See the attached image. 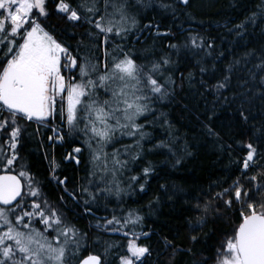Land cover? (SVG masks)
Returning a JSON list of instances; mask_svg holds the SVG:
<instances>
[{
  "label": "snow or ice",
  "instance_id": "snow-or-ice-1",
  "mask_svg": "<svg viewBox=\"0 0 264 264\" xmlns=\"http://www.w3.org/2000/svg\"><path fill=\"white\" fill-rule=\"evenodd\" d=\"M180 2L186 5L189 0ZM138 6H142V0H51V5L49 0H0V132L7 134L4 143L11 150V154H5L0 148V264H106L99 253L78 258L79 230L65 224L60 210L46 198L40 199L41 189L28 171L21 169L13 174L12 167L19 159L16 150L25 130L20 121L44 123L58 110L68 132L82 134L91 167L87 182L82 181L74 190L67 188V177L57 183L65 185V194L71 199L79 203L82 198L85 212L113 191L119 195L120 177L142 158V141L149 135L144 131L146 125L137 121L154 115V105L169 95L168 87L175 83L168 74L179 71L174 67L177 62L167 54L148 66L138 63L133 53L125 50L123 42L139 25ZM50 7L73 27L87 25L85 34L95 49L99 51L104 45L102 66L99 57L93 63L79 55L83 41L77 44V54L73 55L70 46L46 27L44 20L51 14ZM258 18L264 23V16L253 12L230 31L234 30L243 40L250 24L259 26ZM189 40L193 56L200 52L207 57L216 55L214 41L197 43L195 37ZM110 45H114L111 50ZM168 47L177 48L174 44ZM233 55L224 66L213 62L211 69L202 56L197 66L202 74L201 95L213 97V115L216 107L228 110L247 138L237 142V149L244 154L237 157L232 173L216 185L219 191L203 207L197 198L194 208L204 213L198 221L201 225L208 212L219 213L221 204L238 213L231 234L217 251L216 264H264V118L257 120L256 113L257 106L264 112V45L251 49L245 46L243 55ZM222 56L224 53L220 52L216 59ZM76 68L78 76L74 75ZM64 70L72 75L65 77ZM211 119L210 116V123ZM207 134L216 135L211 127H207ZM125 136L134 143L121 145L111 153L106 151ZM55 139L62 141L64 136ZM164 146L161 143L155 147ZM227 150L231 156L232 144ZM81 152L82 147H74L66 159L79 165ZM151 172L149 162L142 169L143 177ZM140 179L130 177L134 182ZM141 219L130 210L126 216L113 215L106 221L108 226L119 225L112 231L125 229L123 236L131 237L126 245H121L125 251L118 257L119 264H143V258L150 255V247L139 243L140 237L149 233L138 236L129 231ZM190 239L198 241L195 235ZM166 244L170 246V242ZM111 247L109 244L105 252Z\"/></svg>",
  "mask_w": 264,
  "mask_h": 264
},
{
  "label": "trees",
  "instance_id": "trees-1",
  "mask_svg": "<svg viewBox=\"0 0 264 264\" xmlns=\"http://www.w3.org/2000/svg\"><path fill=\"white\" fill-rule=\"evenodd\" d=\"M146 1L153 6L152 13L123 42L125 50H130L138 63L148 66L151 61L167 54L177 62L174 67H178L179 71L168 74L175 83L169 85V95L154 105V115H148L147 120L141 117L137 121L146 125L144 131L149 135L142 141V158L130 165V170H126L127 182L122 180L121 184L125 194L101 198L89 206V213L85 212L82 198L79 203L77 200L75 202L61 192L51 178L52 168L56 167V180L67 177L69 190L77 188L82 181L86 183L85 152L84 165L81 160L78 168L72 163L65 164L60 159L62 148L55 147L57 157H54L52 145L47 144L43 129L33 125L20 123L25 130L16 150L19 159L14 163L12 172L17 173L21 169L28 171L41 189L40 199L46 198L60 210L66 222L77 227L81 234L78 258L99 253L106 264H119L118 257L125 251L121 245H126L129 238L111 235V228L119 225L108 226L106 221L113 215L126 216L131 210L142 219L129 231L136 235L149 233V236H141L139 240L140 244L149 246L151 250L150 255L143 258V264H204L205 261L216 264L217 251L231 234L238 213L221 204L219 213L215 210L208 212L206 222L201 225L198 221L204 213L196 211L194 205L199 198L203 207L219 191L216 185L232 173L237 157L244 154L237 149V142L247 138L228 110L216 107L213 115V97L201 95L202 74L197 61L203 56L209 69L213 62L217 66H224L234 58L233 54L243 55L245 46L251 49L264 45V35H261L264 23L259 18V26L250 24L243 40L234 30L230 31L253 12L264 16V7H261L262 0H189L186 5L180 0ZM49 3L51 5V0ZM50 13L44 24L70 46L73 55L77 54V44L83 41L78 50L81 57H101L102 45L99 51L95 49L93 41L85 34L87 25L73 27L55 13L54 7H50ZM147 24H151L152 28L145 29L144 25ZM189 37H195L197 43L214 41L216 55L223 52L224 56L216 59V55L207 57L203 52L193 56ZM169 44L177 48H169ZM189 73L191 79L188 78ZM256 113L257 120L264 118L259 106ZM206 126L211 127L216 135L209 136ZM7 139V134L0 132V148L4 149L5 154H11L4 143ZM133 143L134 140L129 138L116 145ZM161 143L165 146L155 147ZM229 144H232L231 156L227 150ZM149 162L152 172L148 177H143L142 169ZM86 166L90 169L89 163ZM0 172H3L2 168ZM132 176L141 179L134 182L130 180ZM62 196L64 200H61ZM193 235L198 237L195 243L190 239ZM166 241L170 242V246ZM109 244L113 247L106 253ZM71 264H75V261Z\"/></svg>",
  "mask_w": 264,
  "mask_h": 264
},
{
  "label": "flooded vegetation",
  "instance_id": "flooded-vegetation-1",
  "mask_svg": "<svg viewBox=\"0 0 264 264\" xmlns=\"http://www.w3.org/2000/svg\"><path fill=\"white\" fill-rule=\"evenodd\" d=\"M104 45H102V49H101V57H99V62L101 65H103V62H104ZM89 59H92V62L95 63L96 60L94 58H89ZM80 61H78L79 63ZM78 70L79 68H76L75 70V73L74 75L78 76ZM63 74L65 75V77H68L69 75H72L70 74L67 70H64L63 71ZM21 124H24V125H33L35 127H40L43 129V132L46 134V142L48 145H52V152H53V155L54 157L56 156V154L54 153L55 152V147H60L62 148V152L60 154V159L65 163H72L76 168H78L79 165H77L75 163L74 160H67L66 159V156L72 151V149L74 147H77V146H80L82 147V152L81 154H79V159L83 162V165H84V148H83V137H82V134L80 133H69L68 132V129L65 125L62 124L60 118H59V112L57 110V114L50 118L47 122H44V123H40V122H28V121H20ZM53 129H57L58 131L54 132ZM58 135H63L64 136V139L62 141L60 140H57L55 139V137H57ZM49 137H54L53 140H49ZM57 157V156H56ZM85 166V172H88V168L86 166V164L84 165ZM53 174H52V181L58 185L60 188H61V192H63L65 194V191H64V188H65V185H60L57 183V178H55V175H54V172H58L57 171V168H52V171ZM64 179V178H63ZM76 202V200H75Z\"/></svg>",
  "mask_w": 264,
  "mask_h": 264
},
{
  "label": "rangeland",
  "instance_id": "rangeland-1",
  "mask_svg": "<svg viewBox=\"0 0 264 264\" xmlns=\"http://www.w3.org/2000/svg\"><path fill=\"white\" fill-rule=\"evenodd\" d=\"M135 2V0H133V3ZM152 8H153V6L151 5V3L150 2H148V1H146V0H142V6H138V15H137V19H138V21H139V25H141V23L144 21V19L148 16V14H150V13H152L151 11H152ZM134 14H135V12H134ZM3 17H0V19H2ZM139 25H138V27H139ZM135 30V29H134ZM118 42H120V41H117V43ZM114 45H110L109 46V50H111V47H113ZM6 50V49H5ZM102 66V65H101ZM78 74H79V70H78ZM141 118V117H140ZM139 118V119H140ZM139 119H138V121H139ZM82 126V125H81ZM130 137H127V136H125V137H123L122 138V140H128ZM83 143V142H82ZM112 147V148H111ZM83 148H84V151H85V154H86V158H87V161H86V164H88L89 163V161H90V156H89V151H88V149H87V147L86 146H84L83 145ZM116 148H121V145L120 146H118V145H109L107 148H106V151L107 152H112V151H114ZM88 166V165H87ZM91 167V164L89 163V168ZM131 172V171H130ZM127 179H128V176H127V174H126V171L124 172V174H123V176H121L120 177V188L122 189V191L119 193V195H124L125 193H124V187H122V185L121 184H123V182H122V180H124L125 182H127ZM124 193V194H123ZM116 193H115V191H113V193H112V195H115ZM64 223L65 224H67V225H70V226H73V227H75L76 229H77V227L75 226V225H73L72 223H69V222H66L65 220H64Z\"/></svg>",
  "mask_w": 264,
  "mask_h": 264
},
{
  "label": "water",
  "instance_id": "water-1",
  "mask_svg": "<svg viewBox=\"0 0 264 264\" xmlns=\"http://www.w3.org/2000/svg\"><path fill=\"white\" fill-rule=\"evenodd\" d=\"M0 174H2V173H0ZM13 174H15V173H13ZM22 183H23V182H22ZM110 234H111V235H114V236L125 237V236H123L122 232L111 231ZM126 238H131V237H126Z\"/></svg>",
  "mask_w": 264,
  "mask_h": 264
},
{
  "label": "bare ground",
  "instance_id": "bare-ground-1",
  "mask_svg": "<svg viewBox=\"0 0 264 264\" xmlns=\"http://www.w3.org/2000/svg\"><path fill=\"white\" fill-rule=\"evenodd\" d=\"M89 213V212H88ZM110 233V232H109ZM126 238V237H125Z\"/></svg>",
  "mask_w": 264,
  "mask_h": 264
}]
</instances>
